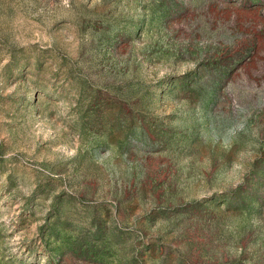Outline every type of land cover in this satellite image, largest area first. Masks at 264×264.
<instances>
[{
  "label": "rangeland",
  "instance_id": "374dc122",
  "mask_svg": "<svg viewBox=\"0 0 264 264\" xmlns=\"http://www.w3.org/2000/svg\"><path fill=\"white\" fill-rule=\"evenodd\" d=\"M0 264H264V0H0Z\"/></svg>",
  "mask_w": 264,
  "mask_h": 264
}]
</instances>
